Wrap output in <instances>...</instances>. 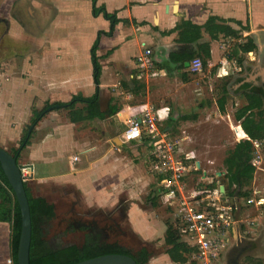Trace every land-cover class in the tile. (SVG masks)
I'll return each instance as SVG.
<instances>
[{
    "label": "crops",
    "instance_id": "1",
    "mask_svg": "<svg viewBox=\"0 0 264 264\" xmlns=\"http://www.w3.org/2000/svg\"><path fill=\"white\" fill-rule=\"evenodd\" d=\"M11 1L12 5L15 0ZM29 2L43 18L45 12L51 16L43 19L46 27L42 31L41 55L30 51L32 57L29 52L27 61L20 64L19 78L10 80L12 89L0 94V146L7 151L11 146L20 149L24 130L29 127L28 138L32 128L29 140L24 143L29 144L17 156L20 164L31 171L26 182L30 197L44 199L53 206L56 215L58 199L54 194L64 188L73 194L72 208L82 210L83 214H79L82 218L89 217L88 222L118 215L125 220L131 228L129 232L140 237L151 253L147 264H179L167 252L170 246L165 238L170 222L165 224L154 212L152 192L151 203L144 200L154 178L146 167L148 159L146 164L144 159L136 162L128 154L129 146H142L150 151L149 143L144 142L145 132L131 142L123 140V133L128 122L144 118L147 109H152L153 114L156 110L161 113L159 124L172 123V130L181 123L171 120H179L178 112L187 109L194 111L190 116L200 113L209 119L217 112V119L228 120L230 128L240 131V139H247L235 114L247 104L248 95L264 97V0H97L95 4L91 0H16L15 4L31 12ZM83 5L86 16L79 15ZM94 6L105 12L96 16ZM0 15L3 16L2 9ZM212 17L219 20L213 30L226 26L240 31L241 39L232 38L230 32L212 39L206 30ZM188 23L202 28L201 39L184 40L182 29ZM13 28L10 25L5 35L12 38L9 34ZM23 35L22 30L18 39L28 40ZM32 37V41L36 40L35 35ZM248 41L257 46L258 54L254 51L243 55L237 51L239 43ZM202 44H210L211 58L197 75L191 74L187 65L185 68L171 62L175 56L198 52ZM94 48L100 72L93 57ZM147 50L152 51L149 58L155 66L150 72L143 70L139 62ZM238 58L243 61L238 62ZM169 84L177 92L173 101L165 95L172 87ZM6 85V80L0 83L1 91ZM182 85L185 89L180 91ZM192 90L201 98L195 97ZM95 94L99 96L102 118L71 122L67 106L54 107L69 104L77 96L89 98ZM206 96H211V100H206ZM200 99L203 104L199 111L189 106ZM223 99L226 104L221 111ZM9 104L11 109L6 108ZM154 104L159 105V110L154 109ZM85 105L79 103L78 108ZM211 105L213 110L208 108ZM43 109L46 115L32 124L35 112ZM7 114L10 119H4ZM191 121L196 122L194 118L187 122ZM255 144L258 153L255 161L264 165V144ZM151 157L148 152V158ZM251 209L250 206L248 210ZM100 232L105 230L102 228ZM248 234L243 238L239 228H235V237L223 254L225 262L228 258V264H239L238 260L247 256L251 259L249 263L254 258L257 264H264L259 258L264 252V222H256L252 236L247 238ZM154 241L162 247L161 252ZM10 242L11 225L0 222V264H13Z\"/></svg>",
    "mask_w": 264,
    "mask_h": 264
},
{
    "label": "rangeland",
    "instance_id": "2",
    "mask_svg": "<svg viewBox=\"0 0 264 264\" xmlns=\"http://www.w3.org/2000/svg\"><path fill=\"white\" fill-rule=\"evenodd\" d=\"M48 1H55V0H48ZM11 2H12L11 0H2V2H0V9L3 10V16L0 15V83L2 84V81L5 82V80L8 81V85L4 86L2 91L0 89V94H2V92L3 94H7L9 92L7 89L9 90L12 89L11 85L9 84L11 82L10 80L12 79V77L19 78L17 77V76H20L18 69L20 67L22 68V65L20 64L22 62L27 61V56L31 55L30 57H32L33 53L30 51H33L34 53H36V55H41V53L39 52L42 50V40L44 37L43 36L44 34L42 31H43V27H46V25H44L43 19L44 20L49 19L51 16L50 13L45 12L44 18H43L40 11H34L33 7H31L33 3L31 4L29 2L30 7L32 8V11L29 12V11H24L25 10L24 8H21L18 6V4H15L16 0L12 4L13 6L11 5ZM27 3H22V4L27 5ZM88 3H89V7L91 8L92 4L90 2ZM19 5L21 4L19 3ZM12 8H16L17 10L15 11ZM89 10L91 14V9ZM79 15L86 16V5H83L80 8ZM8 24H9V27H8ZM10 25L13 26L14 28L12 29L9 36H11L12 38H15V41L12 38L8 37V35H5L7 33V30L10 28ZM22 30L24 32L23 38L24 39L28 38V40L20 41L18 39V37L21 36L22 34ZM34 35L36 36L35 37L36 40L32 41L33 39L32 36ZM259 51L260 50L258 49L255 53L258 54ZM29 52H30V55H29ZM257 54H256V57H257ZM247 58H250V57L247 56ZM257 60H259L258 57H257ZM40 67H41L40 69L42 70L43 66L40 65ZM37 76L38 75L36 74L35 77ZM39 82H41V79H39ZM197 85L201 87V84L198 83ZM171 86L172 84H169V87ZM183 89H185V87H183L182 85L180 91ZM192 91L193 92L191 93H194L195 97L197 96V98H201V97H198L197 93L194 92V90ZM175 93L177 94L176 89L172 86L170 91L166 90V94H165L166 99L170 98L173 101L174 100L173 94ZM35 95H38V97L41 98V95L39 94H35ZM1 98L2 97H0V99ZM208 98H210L211 100V96L205 97L206 100H208ZM141 100H145V99H141ZM201 100L202 99H200V101L199 100L195 101L194 106H191V105L189 106L192 109L199 111L200 107L203 104ZM158 107L159 105L154 104V109L159 110ZM6 108L11 109V105L10 104L7 105ZM208 108L209 110L214 109L212 105L209 106ZM215 110H217V108H215ZM181 111L183 113L178 112L180 115H190V114L194 115L193 110H191V112L190 111L188 112L187 109H184ZM155 113L157 114V110L155 111ZM216 114L217 112H214L212 116L213 119H209L206 117H202V114L197 113L196 115L200 117L198 122H195V123L192 121L191 122H180L181 124H178L177 127H175L174 129L172 130L168 129L167 130L168 133L162 132L163 129H166V125L164 124L161 125V123L159 124V118L157 120L156 127H157V131L159 132V135L156 136L157 141L159 142L161 140H165L166 146L164 148L167 154L172 153L175 158L180 156L181 159H185V156L187 154H190L193 156L194 160H198L201 162V170H199L201 171V173L199 174L193 173L190 176H188L187 184H189V186H191V184L197 185L201 183V174H203V170H208V172L211 173L212 177L214 178L217 177V174L221 173L224 169L223 168L224 160L227 157L229 150L236 148V144L239 141L243 140V139H240L241 133L239 130L233 127L230 128L227 125L228 120L224 121L221 118L217 119ZM10 117L11 115L7 114V117H5L4 119H10ZM29 125H31V123ZM28 128H26L24 132H26ZM143 128H142V135H143V130L145 132L144 142H146L147 139L149 138L153 139V135H151L152 128H149V127H147V129L146 128L143 129ZM127 129L128 128L126 127L125 131ZM234 130L237 132V135L239 136V138H237V135ZM23 138L21 139L19 145H21ZM12 147L13 146L8 148L10 149L11 152L17 150V147H13V148ZM129 147L130 148L128 149V154L134 161L139 162V160L144 159V162L146 164V161L148 159L147 164H146L148 173L151 177L153 175L155 178V185H154V178L152 177L150 189L147 190V193L144 199L145 202L151 203V199H150L151 193L150 192L152 193L154 192L152 196L159 198L157 201V207L154 208V212L156 213L157 216H159L164 221L165 224L167 222H173L174 214H173L172 209L167 208V206L164 204L165 202L160 197L157 196V193H155V191H157L156 188L158 187V184L160 183V174L158 173L157 160L153 156L150 159L148 158V152H150L151 154L154 152L155 144H153V149H150V151L147 150V148H143L142 146H136V147L129 146ZM263 149H264V146H263ZM143 155H145V157H142ZM257 171H259V174H255V178L252 182V185L250 186V189L252 190L251 197H256L257 194H260L262 197H264V165H259V170ZM154 186H156V188ZM61 191L62 192L58 194H54L55 199L56 198L58 199L57 218L52 222L40 225L41 229L44 225H46V230L44 229V237L48 240H53L55 235L57 233H60V230L62 229V227L66 226L65 223L62 225L58 223L62 221L65 216L68 217L67 211L70 209V206L73 204V194L66 192L64 188ZM235 196L238 197V199L235 200V203L239 205L242 199L238 196V194ZM261 200H263L262 201L263 203L261 204L263 207L261 206L262 208H259L260 206L258 205V203H255L251 205L252 209L250 211L248 210L249 207L243 208V206L240 205L243 209L242 217L246 222L254 221V222H259L261 224L264 222V199H261ZM76 211L80 214H83L82 210L78 208L76 209ZM83 218L85 220H91L87 216H84ZM114 218H116L118 222L122 224L120 228L124 232L123 233L120 232L118 235H115L112 239L107 240V241L118 242L114 244H119L123 246L124 248L130 250L134 254L140 248L144 247L145 242L137 235L129 232L131 228H129L125 220H123L119 215ZM100 219L103 220L104 217H101ZM133 220H136L135 216L133 217ZM239 230L242 232L243 238H246V233H250L248 234L247 238L252 236L251 235L252 230H250V228H248L246 225L244 226V229L242 228L240 229L239 227ZM67 236H68L67 238L68 245H71V244L81 245L83 243V238H84L83 232H76V231L74 232L73 230H69ZM59 242H60L59 240L55 241L56 246L59 245ZM154 244L156 245V247L159 248V251L161 252L162 247L160 248V244L156 241H154ZM228 247L229 246L227 244L224 249H227ZM163 249L165 250V247H163ZM262 256L263 257H259L260 260L261 259L264 260V252L262 253ZM250 260L251 259L247 258V256H244L241 260L240 259L238 260V263L239 264H252V263L257 264L258 263V260H255L254 258H252L254 262L249 263ZM221 261L223 263L228 264V258L226 262L224 261L223 258ZM190 262H196V264H202L194 259V255L190 257ZM222 262L220 264H223Z\"/></svg>",
    "mask_w": 264,
    "mask_h": 264
},
{
    "label": "trees",
    "instance_id": "3",
    "mask_svg": "<svg viewBox=\"0 0 264 264\" xmlns=\"http://www.w3.org/2000/svg\"><path fill=\"white\" fill-rule=\"evenodd\" d=\"M94 4L97 0H91ZM100 12L105 11L101 8L97 9L94 6V13L97 16ZM217 17H212L206 24V30L210 33L212 39H218L220 34L226 35L230 32L232 38L240 40L241 32L230 30L229 27L220 26L218 29L213 30V27L217 26ZM215 25V26H214ZM182 33L184 40L195 41L202 38V28L191 24H184ZM186 36V39H185ZM96 48L92 50L93 57L95 59L96 68L99 70L100 65L97 63ZM257 46L252 42H241L238 44L237 51L240 53L248 54L256 51ZM238 52H234L237 55ZM242 55V56H243ZM196 58H199L203 66H206L208 60L211 58L210 44H202L198 52L186 54L183 57L175 56L171 61L172 63H180L183 67L189 64ZM241 58H238V62H242ZM187 63V64H186ZM100 72V70H99ZM99 76V75H98ZM225 100V99H223ZM79 103H85V108H78ZM225 101H220V109L224 111ZM67 106L69 112L68 119L71 122H82L87 119L102 118L104 115L99 109V96L95 94L92 97L84 98L83 96L75 97L69 104H59ZM46 109L35 112V118L32 120V124L38 123L46 115ZM194 118L198 121L197 116L180 115L179 120H171V122H187ZM236 121L240 122L243 130L247 134L248 138L241 140L236 144V148L229 150L227 157L224 160L223 176L225 184L228 189V195L233 197L238 194L242 199L241 204L244 207H250L251 199H259L258 196H252V190L250 186L255 178L257 171V165L255 163L256 149L255 143L264 144V97L260 94L248 95V102L243 107L237 110L235 114ZM172 123L166 124V129L162 132L168 133ZM23 141L21 142V148L15 151H9L13 156H18L21 149L25 148L28 136V130L24 133ZM146 143H149V148L153 149L154 139H147ZM225 171V172H224ZM195 174L201 173V171L194 172ZM202 175V174H201ZM162 177H160V180ZM154 193V192H153ZM152 193V194H153ZM153 206L157 207L158 198L153 196ZM29 202L31 207L32 221H33V234H32V246L30 261L31 264H77L79 262L92 259L98 256L109 254H122L133 257L138 264H147L150 260L151 253L146 248H140L135 254L130 250L124 248L119 244H100L93 239L88 240L83 247L69 246L65 249H55L48 245L43 239L41 223H49L55 216V211L52 205H47L44 199H33L29 196ZM250 204V205H249ZM242 208V207H241ZM243 210V209H242ZM0 222L9 223L11 225V251L13 257V264H18V250L20 244L21 230H22V216L20 206L18 204L15 192L2 168L0 162ZM169 228L166 233V244L169 247L167 250L172 261L179 264H196V262H190V257L193 255L195 248H192L183 240L178 233V230L172 223H169Z\"/></svg>",
    "mask_w": 264,
    "mask_h": 264
},
{
    "label": "built area",
    "instance_id": "4",
    "mask_svg": "<svg viewBox=\"0 0 264 264\" xmlns=\"http://www.w3.org/2000/svg\"><path fill=\"white\" fill-rule=\"evenodd\" d=\"M151 55L152 51L147 50L146 56L139 59L141 68L148 72L154 69V63L149 58ZM202 68L203 63L199 58L189 64V70L193 74L200 73ZM152 111L147 109L144 118L128 122L123 139L126 142L138 140L142 137L143 126L152 128L155 149L151 155L157 160L158 173L162 177L157 187V196L165 202L167 208L172 209L174 224L181 240L195 248L194 259L202 264H219L226 250L224 248L235 237V228L244 229L246 225L252 230L256 222H246L242 217L240 204L235 203L238 198L229 196L227 188L221 191V187L226 186L223 179L226 173L222 172L224 175L214 178L211 173L203 170L201 183L191 186L187 184L188 176L201 170V166L200 169L197 168L198 160H194L190 154L181 159L180 156L175 158L172 153H166L165 140L157 141L158 114H153ZM22 174L28 182L31 178L30 168L24 167ZM261 199L264 197L260 196L249 202L261 205Z\"/></svg>",
    "mask_w": 264,
    "mask_h": 264
},
{
    "label": "water",
    "instance_id": "5",
    "mask_svg": "<svg viewBox=\"0 0 264 264\" xmlns=\"http://www.w3.org/2000/svg\"><path fill=\"white\" fill-rule=\"evenodd\" d=\"M55 108L64 107L61 105L54 106ZM52 108H50L51 110ZM32 133V128L29 131V137ZM29 137L27 140H29ZM0 162L2 168L15 192L18 204L21 210L22 216V230L20 237V244L18 250V264H31L30 254L32 246V234H33V221L31 214V207L29 202V194L27 191V184L22 174L24 168L16 156L10 154L9 151L5 150L0 146ZM197 168L200 169V162L196 164ZM225 174V173H224ZM222 172L218 173L220 177L224 175ZM223 181V180H222ZM227 187L223 185L221 191L223 192ZM77 264H138L136 260L129 255L122 254H109L98 256L92 259H88Z\"/></svg>",
    "mask_w": 264,
    "mask_h": 264
},
{
    "label": "flooded vegetation",
    "instance_id": "6",
    "mask_svg": "<svg viewBox=\"0 0 264 264\" xmlns=\"http://www.w3.org/2000/svg\"><path fill=\"white\" fill-rule=\"evenodd\" d=\"M9 27V24H8ZM8 32V30H7ZM68 217L65 216L62 221H60L58 224H66V226L62 227L60 230V233H57L55 235V239L53 240H48L44 237V229L46 230V225L42 227V234H43V239L48 243V245L52 248L55 249H65L69 246H73L74 244L68 245L67 244V238H68V231L73 230L74 232H83L84 238H83V243L81 245H76L83 247L85 243L93 239L95 241H98L100 244H114L118 242H109L107 240L112 239L115 235H118L120 232L123 233L124 231L120 228L122 224L118 222V220L114 217H110V219L107 220H101L100 222H88L87 220H84L82 218V215H80L76 209L72 208V205L70 206V209L67 211ZM57 218V214L52 218L51 222L54 221ZM101 224L98 225L96 224ZM41 224H46V223H41ZM104 229L105 232H100V229ZM59 240V245L56 246L55 241Z\"/></svg>",
    "mask_w": 264,
    "mask_h": 264
},
{
    "label": "clouds",
    "instance_id": "7",
    "mask_svg": "<svg viewBox=\"0 0 264 264\" xmlns=\"http://www.w3.org/2000/svg\"><path fill=\"white\" fill-rule=\"evenodd\" d=\"M154 68H155V66H154ZM159 115H160V117H159ZM158 118H159V122H160V119H161V113H159L158 114ZM124 134V133H123ZM124 140V139H123ZM126 142V141H125ZM131 142V141H130ZM258 154V153H257ZM257 154H256V157H257ZM256 157H255V160H256ZM255 163L258 165V163L255 161ZM261 163V162H260ZM261 165V164H260ZM258 167H259V165H258ZM257 172V171H256ZM226 173V172H225ZM157 189V188H156ZM155 193H156V191H155ZM261 196V195H260ZM159 199V198H158ZM240 204H241V201H240ZM170 223H172V222H170ZM174 226H175V224H174V220H173V223H172ZM176 228V227H175Z\"/></svg>",
    "mask_w": 264,
    "mask_h": 264
}]
</instances>
